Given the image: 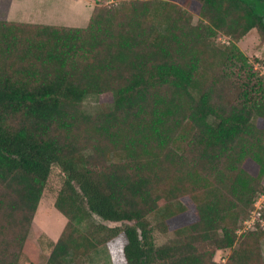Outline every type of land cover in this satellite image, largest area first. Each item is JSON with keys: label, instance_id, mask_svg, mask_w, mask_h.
Listing matches in <instances>:
<instances>
[{"label": "trees", "instance_id": "16d2710c", "mask_svg": "<svg viewBox=\"0 0 264 264\" xmlns=\"http://www.w3.org/2000/svg\"><path fill=\"white\" fill-rule=\"evenodd\" d=\"M8 3L0 264L34 251L54 168L67 222L46 264L82 263L102 244L112 264H222L219 249L223 264H264V228L238 232L264 192V75L237 44L253 29L264 37V0H120L96 5L84 27L2 18ZM106 92L112 106L84 110Z\"/></svg>", "mask_w": 264, "mask_h": 264}, {"label": "rangeland", "instance_id": "374dc122", "mask_svg": "<svg viewBox=\"0 0 264 264\" xmlns=\"http://www.w3.org/2000/svg\"><path fill=\"white\" fill-rule=\"evenodd\" d=\"M120 0H11V3L6 6L8 15H2V18H9L22 22H42L48 24L68 25L84 27L88 24L93 9L98 4H112ZM193 21H198L199 14L195 11ZM231 37L220 33L217 37V42L226 44L231 41ZM241 50L248 56L253 65L264 75V37L259 30L253 29L244 37L237 41ZM114 103V94L93 93L85 97L83 101V108L87 113L94 114L105 107L112 106ZM64 175L58 168H54L49 177L47 188L39 202L36 214L34 216L31 231L29 233V240L34 251L21 259L19 264H46L48 256L52 249V238L60 234L62 226L64 225L62 218L65 216L55 207V199L63 184ZM263 194V195H262ZM260 197V198H259ZM261 205L264 204V192L259 193L255 201ZM255 208L253 205L250 210V217ZM262 216L264 217V207L262 209ZM244 217V219L246 218ZM243 219L240 222V227H243ZM104 222L99 216L94 215L91 223ZM107 222V221H106ZM89 222H85L82 228L86 230ZM107 224H112L107 222ZM120 224V223H118ZM57 232V233H56ZM171 233H158V241H165ZM262 253L264 256V238L262 239ZM32 249V250H33ZM229 249H219L216 252L215 259L220 263H224ZM84 259V264H112L111 254L105 244L99 245L92 250L89 256ZM80 261H72L70 264H82Z\"/></svg>", "mask_w": 264, "mask_h": 264}, {"label": "built area", "instance_id": "2783aa9c", "mask_svg": "<svg viewBox=\"0 0 264 264\" xmlns=\"http://www.w3.org/2000/svg\"><path fill=\"white\" fill-rule=\"evenodd\" d=\"M258 201L259 200L254 202L255 208L252 210L253 214L250 217L248 218L246 217L245 219H243L242 221L243 227L239 228L238 230L239 233L246 230H255L258 228V226L264 228V217L262 216V209L264 207V204L262 203L260 205Z\"/></svg>", "mask_w": 264, "mask_h": 264}, {"label": "crops", "instance_id": "0c3cea01", "mask_svg": "<svg viewBox=\"0 0 264 264\" xmlns=\"http://www.w3.org/2000/svg\"><path fill=\"white\" fill-rule=\"evenodd\" d=\"M63 216H64V215H63ZM62 220H63V223H64V225H65L66 222H67V218H66V217H65L64 219L62 218ZM64 225L62 226V229L64 228ZM62 229H61V231H62ZM61 231H60V232H61ZM56 233H57V232H56ZM59 235H60V234H57L56 237L52 238V241H56V240L58 239Z\"/></svg>", "mask_w": 264, "mask_h": 264}]
</instances>
